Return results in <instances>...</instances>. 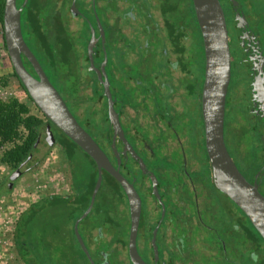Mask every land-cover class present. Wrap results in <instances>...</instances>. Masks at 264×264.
I'll return each instance as SVG.
<instances>
[{
    "label": "flooded vegetation",
    "instance_id": "1",
    "mask_svg": "<svg viewBox=\"0 0 264 264\" xmlns=\"http://www.w3.org/2000/svg\"><path fill=\"white\" fill-rule=\"evenodd\" d=\"M63 1V23L74 38L89 84L81 90L84 98L78 104L61 96L106 153L115 172L102 169L89 211L94 208L93 217L78 223L85 245L88 241L91 246L93 253L87 248L94 264H135L129 255L130 199L122 181L135 191L134 204L139 201L133 243L146 264H264L263 237L214 182L202 117L204 68L201 77L196 30L185 24L184 0H74L76 10L71 6L73 0H55V7ZM219 3L230 51L224 142L242 175L264 195V0ZM92 31L96 38L93 64L101 80L89 68L87 45ZM102 65L117 117L115 127L108 116ZM69 185L63 193L39 189L35 218L49 219L50 210L59 205L64 217L59 241L67 246L71 241V250L64 253L72 252L80 260L74 257L75 244L90 264L70 218L73 207L82 206L76 203L78 191L71 174ZM218 193L231 203L224 204ZM21 220L24 247L34 242L41 249L40 254L36 250L27 254L51 259L45 243L48 238L54 241L57 236L52 239V235L58 228L49 226L51 234H46L35 226L34 233L26 236L28 230ZM232 233L244 239L232 242ZM101 240L108 243L106 249L100 248Z\"/></svg>",
    "mask_w": 264,
    "mask_h": 264
},
{
    "label": "water",
    "instance_id": "2",
    "mask_svg": "<svg viewBox=\"0 0 264 264\" xmlns=\"http://www.w3.org/2000/svg\"><path fill=\"white\" fill-rule=\"evenodd\" d=\"M26 1L23 0L21 5L18 6L17 0H4L2 15L3 40L13 70L34 104L48 120L75 142L95 162L97 176L88 205L73 222V231L77 242L88 258L89 263L94 264V260L79 233L78 223L86 217L92 208L102 181V169H106L109 173L115 175L114 167L92 135L74 117L61 94L49 80L40 62L24 40L20 17ZM192 4L203 41L205 63L201 105L205 146L214 182L217 188L227 194L245 213L264 239V195L260 193L256 184L250 183L239 171L225 146L223 137L224 105L230 79V51L224 13L219 0H192ZM71 6L76 10L74 0ZM95 39L92 31L87 45L89 68H93L97 77L101 80V73L93 64L92 58V43ZM22 55L30 63L35 75L25 66ZM101 70L105 75L103 85L108 101V116L110 123L115 127L117 117L113 109V100L103 65ZM37 140L44 150H48L56 142V137L46 124L41 127ZM13 174H16V172ZM13 174L10 175L11 178H13ZM122 182L130 199L132 217L129 255L135 264H146L136 252L133 243L135 221L139 214V201L137 199L136 204H134L133 194L137 196L135 191L129 184Z\"/></svg>",
    "mask_w": 264,
    "mask_h": 264
},
{
    "label": "trees",
    "instance_id": "3",
    "mask_svg": "<svg viewBox=\"0 0 264 264\" xmlns=\"http://www.w3.org/2000/svg\"><path fill=\"white\" fill-rule=\"evenodd\" d=\"M22 2L23 0H17V5L20 6ZM184 2L185 24L193 25L196 30L195 43L200 49L202 77L204 68L202 36L198 28L199 25L192 0H184ZM64 3L65 2L63 1L60 7L56 8L55 0H27L21 11V30L27 45L35 54L48 78L58 89L63 98L65 100L69 99L70 103L78 104L79 101L84 98L81 94V90L88 85L89 82L82 74L81 67H83V64L78 61L79 52L74 45V38L65 29V23H63L62 18L65 11ZM3 4L4 0H0L1 32ZM2 41L5 47L3 34ZM22 58L28 68L32 70L30 63L26 58L24 56ZM12 80H16L30 98L25 87L14 72L13 67L10 74L4 75L0 73L1 85L8 84V82ZM92 88L94 91L96 90V80L94 81ZM89 111L90 107H88V112ZM47 122L52 123L46 117L43 118L42 116L31 112L27 104L18 98L14 96L9 97L8 99L0 97V148L5 144H10V146L3 151L0 159L11 166V174L16 171V174H13V179L27 170V163L30 161L35 148L39 146L37 140L38 133L41 127L45 126ZM60 133L68 139L71 144L77 146L93 164V166L91 164L86 166V164L80 161L74 162L72 155L73 150L71 149L72 146L69 145V142H66L65 138L63 139L62 137L55 135V143H58L64 151L65 162L69 166L73 188L78 191L76 196L78 200L76 203L82 204L79 213L74 214L71 218L72 221H74V219L87 206L91 190L96 180L97 168L95 162L88 154H86L61 130ZM3 191L5 190H1L0 188V194ZM55 208L59 209L60 207L59 205H56ZM35 217L36 214L33 206L26 211L23 220H21L25 223V226L27 227L26 230H28L26 231V236L34 233L31 226L36 222ZM19 223L20 224L16 227L14 235L15 244L18 250L24 246L23 244H26V240L22 241L21 237L23 236L20 231L22 224L21 222ZM27 245L31 246L30 248L34 250V242H30ZM25 263L29 264L26 260Z\"/></svg>",
    "mask_w": 264,
    "mask_h": 264
},
{
    "label": "rangeland",
    "instance_id": "4",
    "mask_svg": "<svg viewBox=\"0 0 264 264\" xmlns=\"http://www.w3.org/2000/svg\"><path fill=\"white\" fill-rule=\"evenodd\" d=\"M12 71V65L10 62V59L8 57L6 48L3 45L2 41V32L0 31V73L1 74H10ZM15 96L19 98L20 100H23L28 103L30 111L42 116L45 118V116L41 113V111L36 107L33 101L29 99L23 88L20 86V84L16 80H12L8 82V84L1 85L0 84V97L4 99H8L9 97ZM51 130L54 135L62 137L63 139L65 138L61 133L58 128L55 126L51 127ZM66 142H69L68 139H66ZM9 145V144H8ZM7 144H5L3 147L0 148V158L5 150V148H8ZM69 145L72 146L71 149L73 150V160L74 162L80 161L86 166L91 164L90 159L77 147L74 146L69 142ZM55 149H50L51 151L44 150L41 145L35 148V151L32 153L30 161L27 163V170L20 174L16 178H11V172L12 168L9 164L2 162L0 160V188L1 190H5L6 192L4 195V198H9L8 200V205H9V219H8V226L4 229L1 228L2 225L5 223V219L1 220L0 218V264H26L24 263L20 258L18 259L16 257L17 255V248L16 244L14 242L13 234H12V228L14 225V221L12 220L13 218V213L16 212V209H18V205L20 201H22L21 197L20 200H15V196L17 194L20 195L22 194L21 192L24 193V201L28 202V199H33L34 196H36L35 191L40 188H45V187H51L55 189L56 191H65L68 190V185H69V179H70V170L69 166L66 164V162L62 161V157L64 156V151L61 147L58 145H55ZM65 158V157H64ZM62 161V163H61ZM16 172V171H15ZM55 172H63V173H58L57 176L55 175ZM8 190V191H7ZM219 194V193H218ZM23 196V195H22ZM220 199L222 202L226 205H229L231 202L229 199L224 196L223 194H219ZM219 199V200H220ZM25 202V203H26ZM81 206L74 207L72 209L73 213H79L81 210ZM59 209L57 208L56 210H50L51 214L49 216V219L46 220V218H38L36 222L31 226L32 230H35L39 228L41 231L44 229L46 234H51V231L48 230L49 226L52 227H57V230H54V234L52 235V239L54 238V241L51 239H47V243H45V250L49 252L51 255V259H36L34 256L31 254H27L31 252V248L28 247H21L20 251L24 255V258L27 263L29 264H87L86 259L82 256L79 248L76 247L74 244L73 251L76 252L74 257H79L73 258L72 252L69 254L64 253V251L69 252L71 250L69 247L71 246V241L68 243V246L66 245L67 242L60 243L59 241V235L61 232H63L64 229V217L62 216V211H58ZM233 210L235 212L236 206L233 204ZM93 212H89V216L86 218H83L81 220V223L88 222V220H91L93 217ZM2 224V225H1ZM80 225V227L82 226ZM37 226L35 229L33 227ZM79 226V225H78ZM30 229V227H29ZM80 229V228H79ZM83 232H85V229L82 227L81 228ZM5 233H4V232ZM34 232V231H33ZM4 235H7V239L4 237ZM235 239V240H234ZM237 239V240H236ZM244 237L242 235H236L235 233H232V242L233 241H239L243 240ZM246 240V239H245ZM68 241V242H69ZM86 241V240H85ZM247 241V240H246ZM87 247L91 250V246L88 241H86ZM108 243H105L104 240H101L99 242L100 248L106 249ZM234 246V245H233ZM36 250L37 254L41 253V249L35 245L34 251ZM76 250V251H75ZM46 253V252H43ZM18 256V255H17ZM17 259H16V258ZM41 258V256H40ZM245 262V260H244ZM246 263V262H245Z\"/></svg>",
    "mask_w": 264,
    "mask_h": 264
},
{
    "label": "crops",
    "instance_id": "5",
    "mask_svg": "<svg viewBox=\"0 0 264 264\" xmlns=\"http://www.w3.org/2000/svg\"><path fill=\"white\" fill-rule=\"evenodd\" d=\"M13 97V96H12ZM15 97V96H14ZM17 98V97H16ZM19 99V98H18ZM30 99V98H29ZM20 100V99H19ZM31 100V99H30ZM21 101H23V100H21ZM23 102H25V101H23ZM26 104H27V106L29 107V105H28V103L27 102H25ZM8 145V144H7ZM55 145H58L59 147H61L58 143H54L53 144V146L51 147V148H49V150L48 151H51L50 149H55ZM10 146V144L7 146V147H9ZM62 148V147H61ZM64 153V152H63ZM1 160V159H0ZM62 161H64L65 162V158H64V156L62 157ZM62 161H61V163H62ZM3 162V161H2ZM58 173H63V172H55V175L57 176V174ZM1 183V182H0ZM69 188H70V185H68V190H69ZM41 189V188H40ZM43 189H45V190H43ZM42 190V192H51V190H53L52 192H54V190L55 189H53V188H51V187H45V188H43ZM8 191V190H7ZM33 191L34 192H36V193H38V192H40L39 191V189L38 190H36L35 191V189H33ZM65 191H67V190H65ZM65 191H61L62 193L63 192H65ZM6 192H2L1 194H0V218H1V220H3V219H5V223L2 225V227L1 228H3L4 227V229L8 226V219H9V205H8V200H9V198H4V196H7V195H4ZM22 194H20V195H18L17 196V194H16V196H15V200H20V197H21V199H22V201H20V203H19V205H18V209H16V212L15 213H13L12 215H13V218H12V220L14 221V225H13V228H12V234H13V238H14V235H15V232H16V227H18V224H19V222H20V220L21 219H23V216H24V214L26 213V211H28L30 208H32L33 206H35V203H34V199L36 198V196H34V198L33 199H28V202H26V201H24V193L23 192H21ZM23 195V196H22ZM36 195V194H35ZM26 202V203H25ZM77 206H79V208H80V205H75L74 207H77ZM73 207V208H74ZM82 207V206H81ZM22 211V212H21ZM20 212H21V214H20ZM20 214V215H19ZM74 214H76V213H73V211H72V213H71V216H70V218H72L73 217V215ZM1 228H0V230H1ZM15 229V230H14ZM4 232V231H3ZM5 233V232H4ZM1 234V233H0ZM4 237L7 239V235L5 236L4 235ZM14 242H15V240H14ZM17 248V247H16ZM18 255V256H17ZM17 255H16V257L19 259H21L24 263H25V260H24V255L21 253V251H20V249L18 250L17 249ZM15 257V258H16ZM16 258V259H17Z\"/></svg>",
    "mask_w": 264,
    "mask_h": 264
}]
</instances>
